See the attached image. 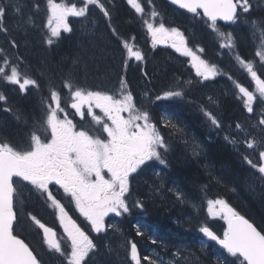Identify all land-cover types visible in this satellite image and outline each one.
<instances>
[{
  "label": "snow or ice",
  "instance_id": "6c2138e0",
  "mask_svg": "<svg viewBox=\"0 0 264 264\" xmlns=\"http://www.w3.org/2000/svg\"><path fill=\"white\" fill-rule=\"evenodd\" d=\"M127 3L143 21L152 39L153 48L158 43H168L180 56L189 58V63L195 69L196 76L201 77L203 81L210 80L218 74L215 65L197 54L203 52V48L197 47L194 52L187 45L184 34L177 28H168L163 22L155 25L145 19L146 9L140 0H127ZM147 3L151 9L149 14L154 20L160 13L155 10L153 0H147ZM170 3L197 17L201 16L202 12L201 18H205L212 32L217 34L222 49H232L235 46L234 38L232 33L221 32L217 21L236 24L243 18L245 23L250 24L254 38L256 31L260 32V43L256 55L264 64V20L249 19L254 8H260L264 0H256L255 3L253 0H170ZM89 5L99 8L103 16L107 18L108 27L112 28L113 36L121 39L117 30L112 26L111 13L102 0H84L82 7L47 0L48 19L45 27L48 28V33L45 34V42L51 45L54 38L60 36L61 28L65 32H70L71 28L66 23L67 17H85ZM24 6L23 0H0V32L7 33L8 31L4 26V18L9 9L14 10L17 15H22ZM34 6L39 10L38 3ZM34 26L35 22L31 15H28L18 25L25 31L27 27ZM12 47H18L15 41L12 42ZM122 47L127 53L124 60L125 67L132 59L145 60L144 54L127 40H122ZM0 53H3V49H0ZM0 59L3 62V66H0L2 82L17 85L21 93L27 92L29 86L35 88L40 93L42 113V117L37 120L31 132L26 134L27 142L20 147L13 145L3 137V130L0 129V264H42L29 244L14 234L15 225L19 223L15 208L23 203L21 197L24 196L25 190L29 195L31 194V189H27L28 185H31V188L39 192L41 196L46 193L48 201H51V204L58 210L57 218L67 237L70 249L65 250L62 247L55 238L56 233L53 229L30 215L33 224L42 230L43 243L48 250L62 258L60 264H89V261L94 259L98 246L71 218L62 203L53 196L49 185L55 184L63 189L65 195L70 197L75 204L76 210L91 225V230L99 234L106 231L105 217L109 213L121 216L130 213L133 206L144 209L145 205L142 200L137 199L131 203L129 201L130 178L150 161L167 166L166 154L170 151V145L152 121L149 111L136 106L134 96L127 90L128 85L123 78L120 79L121 87L118 96L80 87L75 83L72 70H69L62 78V86L68 90L67 95L70 97L68 106L74 109L75 114L82 119L86 116L91 117L97 125L102 127V132L98 130V134L91 135L84 130H73L75 126L68 118L65 108L61 106L62 94L51 79L48 80V93L44 94L38 79L27 73L22 74L19 71V65L12 64L6 55ZM237 60L246 68L256 85L258 95L239 83L235 85L243 97L245 109L253 113V102H264V79L257 75L251 62H245L239 56ZM9 68L10 71H8ZM41 76H46V73L41 72ZM187 83L190 85L191 81ZM184 96L183 87L178 84L177 88L165 91L163 95H157L155 99L183 98ZM209 100L214 102L211 97ZM0 102L7 105V97L2 92H0ZM85 107H87V113L84 112ZM94 108H98L106 119L96 115ZM201 110L212 126L217 129L223 127L221 121L210 110L206 108ZM3 111L11 112L12 109L5 106ZM61 112H65L63 119L59 116ZM122 113H127V117L125 118ZM14 115L17 121L22 119L21 113L17 112ZM161 119L164 127L172 128L176 133L183 131L171 117L162 116ZM261 126H264V116L259 120L258 125H253L258 129L259 135L253 139H247L248 134L246 133L244 140L247 149L259 153L260 163H254L246 153L242 155L244 161L259 174L254 175L253 180H258L264 185V127ZM40 128L50 133V139L41 138ZM235 128L237 136L244 131L239 122ZM237 136L225 135V140L238 146L240 141ZM198 147L197 145L193 149L195 155H199L196 150ZM156 175L159 178L160 174L156 173ZM160 187L162 185H152V194H156ZM177 199L183 202V196L179 192ZM215 205L221 206V218L227 225L223 238H220L206 225L200 226L199 231L209 240L215 241L228 256L235 258L232 264H236L237 261L239 264H264V234L257 231L252 223L239 215L222 199L209 201L210 215L220 214L213 212ZM136 235H145V230L137 226ZM149 236L151 243H163L150 232ZM120 248L125 251L131 264H142V259L147 264H182V262L189 264L193 260L192 256H185L180 249L174 251L167 261L158 254L144 255L141 258L137 243L133 240H124ZM108 251L112 253L116 250L109 247ZM217 264H229V261L227 258L218 259Z\"/></svg>",
  "mask_w": 264,
  "mask_h": 264
},
{
  "label": "trees",
  "instance_id": "16d2710c",
  "mask_svg": "<svg viewBox=\"0 0 264 264\" xmlns=\"http://www.w3.org/2000/svg\"><path fill=\"white\" fill-rule=\"evenodd\" d=\"M55 2L74 4L77 7L84 4L82 0H55ZM102 2L111 13L112 26L121 37V39H117L113 36L112 28L108 27L107 18L103 16L99 8L93 5L96 9L93 13L91 12V15L102 22L104 26L102 29L105 37L110 41L109 44H113L114 49L122 55V52L124 53L122 40H127L130 44H134L145 56L143 62L133 64L140 67L147 66L145 71L148 82H145V78L141 77L140 67L133 66L127 70L128 74L121 77L127 82V85L130 84L133 87L138 84L139 86L143 85L148 87L150 92L159 95L177 88V85L180 84L185 92L183 98L164 99L167 106L164 105L163 107H166L169 112L164 116L171 117L173 122L176 123L178 119L174 118V113L177 106L174 102L179 100L178 107L180 108L178 110L182 119L179 121L181 123H177L179 127L184 126L190 137L200 141L202 148L199 155H192V151L190 157L184 155L185 152L179 145L178 139L174 137L178 136L179 133L177 134L172 128L163 126L164 132H166L164 137L167 138L166 141L170 145V151L166 154L165 177L171 182L174 189H179L189 198L203 201L216 198L224 199L229 207L245 217L264 234V189L261 190L262 194L259 195L258 191L256 193L251 188L255 196L257 194L254 198L252 192L247 191L244 183L248 176L255 173L253 168L243 159L242 153L247 152L248 155L250 153L243 148L241 141L238 146H234L225 140V135H232L230 134V128L238 122L243 123L248 118L243 98L235 87L236 83L246 87L249 91L253 87L250 75L245 67L239 63L237 56L245 62H251L254 70L257 71V75L264 79V64L261 63V58L256 55L260 43V32L256 31L254 38L250 24L245 23L243 18L229 27L217 24L221 32L232 33L234 38L235 46L232 49H222L217 34L212 32L206 20L201 18L202 16H192L178 11L164 0H153L155 10L160 13L153 20L149 14L151 9L147 0H140L142 6L146 9L145 19L150 20L155 25L163 22L168 28H177L184 34L186 43L190 47L204 49L203 52H200L201 57L210 64L215 65L218 71L217 78L212 82H205L194 74L187 58L174 53V60H176H170L168 49L161 51V49L153 48L150 44H147L150 39L147 29L140 16L128 5L127 0H102ZM253 2L255 3L256 0H253ZM23 3L25 6L22 8V15H17L14 10L9 9L4 18V26L8 31L7 33L0 32V49H3L0 58L6 55L12 64L19 65V71L22 74L27 73L38 79L44 94L48 93V80L51 79L62 94L61 106L66 110L68 108L67 101L70 97L67 95L68 90L62 86V78L65 76V72L69 71L67 68L71 61H75V59L82 60V57L79 56L82 52L79 51L78 47L80 35L73 26L69 33H61L59 37L54 38L51 45H48L45 42V34L48 33V28L45 27L48 19L47 0H23ZM37 3L39 4V10L34 6ZM28 15L33 17L35 26L27 27L25 31L18 25ZM249 19L264 20V3L261 4L260 8H254ZM13 41L18 47H12ZM110 48L108 50L113 53V48ZM87 57L88 62L92 63H82L84 66L77 67L73 71L75 73V83L79 86H84L89 90H98L99 87L95 84L97 83L96 80L102 82L101 78H103L108 81V85L111 83L115 85L120 81L122 60L114 68L109 64L105 66L102 64L103 62H97L95 57ZM0 66H3L2 59H0ZM8 71H10V68ZM41 72L46 73V76H41ZM90 73H93V77L89 75ZM84 74L87 79L82 78ZM79 75H82V77ZM89 78L91 79L89 80ZM105 80L102 83H105ZM188 81H191L190 85L187 83ZM0 92L7 97V105L0 102L2 136L7 138L13 145L21 146L26 143L24 138L27 129L33 126V121L42 116L40 93L31 86H29L27 92L21 93L17 85L5 84L2 82V78H0ZM209 97L214 102H210ZM5 106L10 107L12 111L4 112L3 108ZM202 108L210 110L221 121L223 127L217 129L212 126L201 110ZM17 112L22 114L20 121L15 118L14 113ZM71 114L69 113V115ZM261 115L264 116V110H261ZM151 119L155 121L152 116ZM249 156L255 162L253 156L251 154ZM248 187H250V184H248ZM173 195V193H167L163 202L155 203L163 206V209L157 212L155 210V213L163 218L161 223L171 222L168 214L172 212L176 217L179 216L180 211L178 209L173 211L171 208H178ZM180 222L183 225L184 221ZM187 225L190 226V223L177 229V231L179 232L181 245L189 249V252L184 255L193 257L189 264H217L218 259L223 258H227L229 264L235 261V258L228 256L216 242L204 237L203 233L199 231L200 226L206 225L222 238V233L225 230L224 225L218 230L214 223H206L202 213L194 219V223H191V226L197 229V234L189 231ZM200 246H202V249ZM40 260L42 264H60L61 261V259ZM108 260L103 259V261H98L97 264H108ZM92 261L90 260L89 264H92ZM236 264H239V262L237 261Z\"/></svg>",
  "mask_w": 264,
  "mask_h": 264
},
{
  "label": "flooded vegetation",
  "instance_id": "af4514ba",
  "mask_svg": "<svg viewBox=\"0 0 264 264\" xmlns=\"http://www.w3.org/2000/svg\"><path fill=\"white\" fill-rule=\"evenodd\" d=\"M147 44L149 45L150 41L149 42L147 41ZM156 48L161 49V51L165 50L160 45H158ZM121 60H122V70L120 73L121 74L120 79L122 76L128 74L127 73L128 69L132 68L133 66L140 67L139 65H134V64L131 65L130 63H128L127 67H125L123 64L124 61L123 54L121 55ZM146 68H147L146 65L140 67L141 70L140 75L141 77H143V79L144 78L146 79V80L144 79L145 82H148V79L146 78L147 77L145 71ZM117 85L118 84H115L113 88L109 89L110 95H115V96L119 95L120 88H118ZM127 90L133 94L136 106L138 108L146 109L149 111L150 116H152L155 119V121L153 122L157 125L158 130L161 131L162 134L164 135L165 133H164V127L161 117L167 113L165 111V107H163V105L160 103L164 99L156 100L155 98L157 95H155L154 92H150L148 87H145L143 85L139 86V84L136 85L135 87L130 86L129 84ZM159 95H163V94H159ZM148 103L151 104L147 105ZM93 110L96 115L100 116L101 118L103 117L102 112L100 110L95 111V108ZM84 112L87 113V107L84 108ZM62 113L65 116V112ZM66 113L68 117L70 116L69 119L72 120L73 124L75 121L74 118H76L77 121L81 119L80 116L75 115V111L72 110L70 107L69 109L68 108L66 109ZM69 113L72 114L69 115ZM122 115L126 118L128 114L122 113ZM86 117L88 118V116ZM74 126H75L73 129L74 131L84 130L91 135H96L98 134V130L100 131L99 128L78 127L76 126V123L74 124ZM28 130L29 128L27 129V132ZM39 135L41 136V138L50 139V133L45 132V130L43 129L39 130ZM24 141L27 142L26 137L24 138ZM156 173L160 174L159 178L157 177ZM164 175H166L164 165H160L156 161L148 162V165L142 166L141 170H138L137 173L132 174V177L130 178L131 196L129 197V201L131 203L137 199L142 200L145 205L144 209L141 210L133 206L131 208L130 213H126L121 216H116L113 213H109V215L105 219L106 231L105 233H99V234L91 230V225L76 210L75 204L71 201L70 197L65 195L63 189H60L58 185L51 184L49 185V190L53 193V196L62 203V205L65 207V210L69 213V215L77 223V225L80 226L81 229L85 231L87 235H89V238L92 239L94 243L98 246V251L94 256V259H105L104 253L107 252L106 248L108 249V247H113V249H115L116 251H113L114 256L112 255V253L107 252L106 254L107 258L114 259V257L116 258L115 255H117V252H119V255L122 254V256H120L121 259H128L125 251L122 248H120V245L124 240H133L137 243L141 258L146 254L147 255L159 254L160 257L168 258L169 256L171 257L172 253L177 249L176 246L178 245L180 239L179 232L177 231V229H180L182 227V223L179 222L180 219L178 216L176 217V215H174V212H172L173 214L171 213L172 215L168 214V217L171 219V222L161 223V220L163 221V218L158 216L155 213V210L157 212L163 209V206L156 205L155 203L159 204L160 202L164 201L163 191L165 190V188L168 189L169 194L170 191L173 189L172 192H174L173 196L176 201L178 200L177 193L178 192L180 194L183 193L179 189H174L173 187L170 188L169 180ZM154 184L162 185V187H160L158 191L159 193L157 192L156 194H152V185ZM27 189H31V194L29 195L28 192L25 190L24 196L21 197L23 203L18 204L17 207L15 208V211L18 213L19 216V223L15 225L16 231L14 234H16L18 238L23 239L27 244H29L30 248L34 252V255H36L39 259H62L58 257V254H55L48 250L47 246L43 243L42 230L38 229L30 219V215L35 216L42 223H44L45 226L53 229V231L56 233L55 238L61 243L62 247H64L65 250H70L68 248L67 237L64 233L63 228L60 225L59 219L57 218L58 210L55 209V207L51 204V201H48L46 193L43 194V196H41L39 192L31 188V185H28ZM146 190L148 191L146 192ZM260 192L261 191L258 190L259 195L262 194V192L261 193ZM172 209L173 211L177 209L179 210V208H174V207H172ZM175 219H178V222H175ZM186 224L187 222L184 223L183 226ZM137 226H139L142 230H145V235L143 236L136 235ZM149 232L151 233L152 236L164 242L157 244H153V243L150 244L151 239L149 236ZM159 244L161 248L159 247ZM106 245L108 247H106ZM166 246L168 247L167 251H165ZM144 263H146V261L142 260V264Z\"/></svg>",
  "mask_w": 264,
  "mask_h": 264
},
{
  "label": "rangeland",
  "instance_id": "374dc122",
  "mask_svg": "<svg viewBox=\"0 0 264 264\" xmlns=\"http://www.w3.org/2000/svg\"><path fill=\"white\" fill-rule=\"evenodd\" d=\"M82 1L84 3V0H82ZM83 5L84 4H82L79 7H82ZM95 9H96L95 6L89 5L85 17H73V16H69L66 19V23L69 25V27L71 28V30H72V28L74 26V28L78 31V33L80 35L79 36L80 39L78 41V47H79V51L82 52V54H79V56L82 57V60L78 61L77 59H75V61L74 60L71 61L68 64V68H67L68 70L75 71L77 67L78 68H81V66H84L83 64L92 63V62H88L89 60H88V57L87 56H91L93 58L95 57V59H96L97 62H100V63L103 62L102 64L105 65V66L109 64L112 67H114V66L116 67L120 63L121 55L119 54V52L117 50L114 49L113 44H109L110 41L105 37L104 31L102 29V27H104L102 25V22L98 18H96L95 16L91 15V12L93 13L95 11ZM61 33H69V32H65L63 30V28H61L60 34ZM149 41H150L151 46H153L152 45V39H151V37H150ZM158 45H160L161 47H164V48L168 49V54L170 56V60H174V58H175L174 53H176V52L174 51V49L172 47L169 46L168 43L161 42V43H158L156 46H158ZM109 46L111 48H113V53L111 52V50H108L110 48ZM190 48L194 52L196 51L195 48H192V47H190ZM136 49H138V48H136ZM176 54H178V53H176ZM197 54L201 57L200 52L197 53ZM123 56H124V60H125V57L127 56V53H126L125 49H124ZM185 58L188 59V64L191 67V64L189 63V58L188 57H185ZM130 61L135 62V63H138V61H136L134 59H132ZM123 64L125 66L124 61H123ZM192 70H193V72L195 74V69L192 68ZM68 72L69 71L65 72V75ZM73 75L75 76V73L74 72H73ZM89 75L93 77V73H90ZM79 76L82 77V75H79ZM95 77H98V76H95ZM217 77H218V74L214 78H212L210 80H207V81L212 82ZM82 78L87 79L85 74H84V77H82ZM90 79L91 78H89V80ZM200 79L202 80L201 77H200ZM101 80L104 81L105 79L101 78ZM96 82L97 83H95V84H96V86L99 87V89L98 90L97 89L96 90H92V91H101V92H103L105 94H109V91H110L109 89L114 87V84H112V83L110 85H108V81H106L105 83H102L101 81L99 82L98 80H96ZM117 84H118L117 87L120 88L121 87L120 86V81ZM106 85H108V86H106ZM252 85H253V87L251 89V92L256 93V85H255V82L254 81H252ZM80 87L83 88L84 86H80ZM85 89L86 90H89L88 88H85ZM256 94L258 95V93H256ZM176 101L174 102V103H176L175 106H177V108H175L176 109V112L174 113V118L175 119L176 118L178 119L176 121V124H178V123H181L179 121L182 119V116H181V114H180V112L178 110V108H180V107H178V105H179L178 104L179 103L178 101L179 100H176ZM67 102H70V99ZM160 103L163 106L164 105L167 106V103H165L164 100L162 102H160ZM253 108H254V112L253 113H249L247 111L248 112V118L243 123H241V125L243 126L244 131L240 132L238 134V136H237V130H236L235 126H233L232 129H231V134L233 136H237L238 140L243 143L244 148L251 153V155L253 156V158L255 160V163L259 164L260 163L259 153L258 152H255L254 153L253 150L247 149L246 146H245V143H244L245 134L246 133L248 134L247 137H246L247 139H253V137H256V136L259 135L258 129L254 128L253 125H258L259 120L262 118L261 110H264V102L254 101L253 102ZM258 108H260V109H258ZM68 109H69V106H68ZM72 110H74V109H72ZM95 111H99V109L98 108H95ZM165 111H166V113H168L166 107H165ZM61 113H59V116H60V119H63L64 118V115H63V113L62 114ZM102 115H103L102 119H106V117H104V114L103 113H102ZM41 117L42 116H40V118ZM68 118H70V116ZM88 118L87 117L84 118V119L81 118L78 121H77L76 118H74V120H75L74 121V124L76 123V126H78V127L99 128L100 129V132H102V127L100 125H97L91 119V117H88ZM37 120L38 119H36V121H33L32 122L33 123L32 124L33 126L36 124ZM33 126L31 128H29L27 134L29 132H31ZM180 128L181 129L183 128L182 129L183 131L181 133H179L178 136H174V137L178 139L179 145L181 146V148L185 152L184 155L190 157L191 151H192V155H194L193 149L197 145L199 147L196 150L198 152H201L200 151V149L202 148V145H200L201 142L198 141V140H196V138H194V137H190L189 134H188V132H187V130H185L184 126L183 127H180ZM42 129L44 130V128H40L39 130H42ZM164 133H166V132H164ZM171 133H173V132H171ZM104 138L106 139V135L104 136ZM170 138H171V136H170ZM165 140H167V138H165ZM185 141H187V143H185ZM242 143H241V145H242ZM16 146L17 147H20L19 145H16ZM253 170L255 171V169H253ZM254 175H257L258 176L259 174L255 171V173L252 176H254ZM252 176H248L247 177L248 179L246 181H244L245 187H246V189H247V191L249 193L252 192L251 188L253 190H255V191H258V189L260 188V187H258L260 183L258 182V180H253V177ZM169 183H170V187L172 188L171 182H169ZM248 184H250V187H248ZM172 191H173V189L171 190V192ZM167 192H168V190L166 191V188H165V190L163 191V197L167 194ZM182 196H183V202L181 200H177V205H178V208H179V211H180L179 216H178L179 219H180L179 222L183 220L184 221L183 224H184V223L188 222V220L194 218L197 215V213L199 212V207H200V210H202L205 213L206 218H207V221L208 222H212L215 225H217L218 230L221 229V226L223 224L226 227V223H225L224 219L221 218V215H222V213H220V207L221 206L215 205L213 207V212L214 213H220V214H214V215H210L209 214V201H215V200H218L219 198L212 199V200H209V201H203V200H199V199H197V200L191 199V197L189 198L186 195H182ZM252 196L254 198H256L257 194L255 196V194L252 192ZM222 200H224V199H222ZM198 205H200V206H198ZM190 208L192 210L191 212H190ZM106 218H107V216L105 217V219ZM175 222H178V219H175ZM102 233H105V232H102ZM222 237H223V233H222ZM200 247L202 249V246H200ZM111 248L113 249V247H111ZM176 248L182 250L183 251V254H187L189 252V249L186 248V246H182L181 245L180 239H179V242H178V245L176 246ZM177 249H176V251H177ZM106 250H107V252H109L107 248H106ZM165 251H166V249H165ZM107 252L104 253L105 254V259H109V258L106 257ZM112 255L114 256V253L113 252H112ZM196 255H197V253H196ZM115 256H116V258L114 257V259H109L108 260V264H131V260L130 259H121L120 258V256H122V254L115 255ZM171 257H172V255H171ZM169 258H170V256L168 258H165V260L167 261ZM210 259H212V258H210ZM98 261H103V259H95V260L93 259L92 264H94V263L97 264ZM199 261H200V256H199Z\"/></svg>",
  "mask_w": 264,
  "mask_h": 264
},
{
  "label": "water",
  "instance_id": "95a60500",
  "mask_svg": "<svg viewBox=\"0 0 264 264\" xmlns=\"http://www.w3.org/2000/svg\"><path fill=\"white\" fill-rule=\"evenodd\" d=\"M164 1H166L168 4H170L172 7H174L175 9H177V10H179V11H183V12H185V13H188V14H190V15H194V14H192V13H189V12H187L186 10H184V9H180V8H178L177 6H175V5H172L171 3H170V0H164ZM199 11V10H198ZM201 15H202V12H201ZM195 16V15H194ZM205 19V18H204ZM217 23H219V24H221V25H223V26H229V25H231V23H229V22H225V21H222V20H218L217 21ZM254 226V225H253ZM255 227V226H254ZM257 229V228H256ZM258 231V230H257Z\"/></svg>",
  "mask_w": 264,
  "mask_h": 264
},
{
  "label": "bare ground",
  "instance_id": "6f19581e",
  "mask_svg": "<svg viewBox=\"0 0 264 264\" xmlns=\"http://www.w3.org/2000/svg\"><path fill=\"white\" fill-rule=\"evenodd\" d=\"M221 84V83H220ZM226 84V83H225ZM211 86V85H210ZM177 102V101H176ZM179 102V101H178ZM162 111V110H161ZM164 114V113H163ZM162 114V115H163ZM184 123H186V122H184ZM242 123V122H241ZM233 126V125H232ZM235 126V125H234ZM230 128V127H229ZM228 128V129H229ZM183 129V128H182ZM191 130V129H190ZM230 130V132H231V129H229ZM191 132V131H190ZM192 134V133H191ZM231 134V133H230ZM198 137V136H197ZM242 143V142H241ZM242 145H243V143H242ZM244 148V147H243ZM246 151V150H245ZM247 153V152H246ZM248 154V153H247ZM250 155V154H249ZM252 158V157H251ZM255 163V162H254ZM166 170V169H165ZM255 172V171H254ZM163 174V173H162ZM163 176V175H162ZM165 176V175H164ZM164 178V177H163ZM163 181V180H162ZM171 188V187H170ZM261 188V187H260ZM168 189L166 188V191H167ZM261 190V189H260ZM259 190V191H260ZM148 190H146V192H147ZM264 191V190H263ZM146 192H145V194H146ZM150 192V191H149ZM162 192V191H161ZM257 192V191H256ZM159 193V192H158ZM229 196V195H228ZM236 196V195H235ZM145 197V196H144ZM148 197H150V196H148ZM143 198V197H142ZM233 199V198H232ZM181 203V202H180ZM244 207V206H243ZM146 208H147V206H146ZM162 234V233H161ZM158 235V234H157ZM160 240V239H159ZM148 242V241H147ZM164 242V241H163ZM150 244H151V242H150ZM167 245H168V243H167ZM171 245V244H170ZM102 246H103V244H102ZM149 246V245H148ZM152 246H153V244H152ZM144 247V246H143ZM159 247L161 248V246H160V244H159ZM104 248V247H103ZM152 248V247H151ZM154 248V247H153ZM163 248H165V247H163ZM167 249H168V247L166 246V251H167ZM105 250V249H104ZM141 250V249H140ZM154 250V249H153ZM156 250H157V248H156ZM146 254V253H145ZM163 254V253H162ZM171 254V253H170ZM101 255V254H100ZM105 255V254H104ZM147 255V254H146ZM164 255V254H163ZM103 256V255H102ZM104 257V256H103ZM167 257V256H166ZM171 258V257H170ZM95 260V259H94ZM143 260V259H142ZM125 261V260H124ZM96 262V261H95ZM122 263V262H121Z\"/></svg>",
  "mask_w": 264,
  "mask_h": 264
}]
</instances>
